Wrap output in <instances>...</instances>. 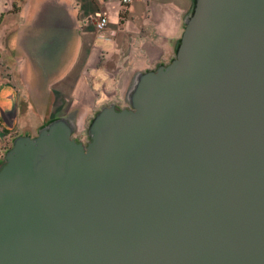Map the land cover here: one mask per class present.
<instances>
[{
  "label": "water",
  "instance_id": "95a60500",
  "mask_svg": "<svg viewBox=\"0 0 264 264\" xmlns=\"http://www.w3.org/2000/svg\"><path fill=\"white\" fill-rule=\"evenodd\" d=\"M175 59L126 108L19 136L0 264H264V0H194Z\"/></svg>",
  "mask_w": 264,
  "mask_h": 264
},
{
  "label": "crops",
  "instance_id": "0c3cea01",
  "mask_svg": "<svg viewBox=\"0 0 264 264\" xmlns=\"http://www.w3.org/2000/svg\"><path fill=\"white\" fill-rule=\"evenodd\" d=\"M193 5L194 0L128 5L123 0H0L2 152L22 130L26 88L31 108L62 107L63 117H75V138L85 137L102 107L126 108L135 75L175 59ZM101 13L108 16V28L98 33Z\"/></svg>",
  "mask_w": 264,
  "mask_h": 264
},
{
  "label": "rangeland",
  "instance_id": "374dc122",
  "mask_svg": "<svg viewBox=\"0 0 264 264\" xmlns=\"http://www.w3.org/2000/svg\"><path fill=\"white\" fill-rule=\"evenodd\" d=\"M29 71L26 70V77L25 78H28L29 77ZM25 88H26V85H25ZM29 89L26 88L25 89V93H24V108H23V124H22V130L21 132H17L18 133V136H26V135H29L31 137H36L38 135V131L41 127H43L44 125L48 124L49 122H51L52 120L54 119H57V118H62L66 111L65 110H62L63 108H58V109H54L53 111L51 110H47L45 108V106L43 105H40L42 106V108H31L30 104V99H29ZM43 98H40V101L42 100ZM38 103H36L37 105ZM42 104V103H41ZM127 107V105H126ZM52 112V113H51ZM51 113V118L52 120L47 122L46 121V117H48V115ZM97 113L94 114V116L96 115ZM93 116V118H94ZM21 134V135H19ZM76 139H79L81 142L85 143L88 141V138L87 136L85 135V137L83 136L82 138H79V137H76ZM13 146V141L10 142L7 146V148L11 149ZM2 148L3 147H0V166L3 164L4 162V157H5V152H2Z\"/></svg>",
  "mask_w": 264,
  "mask_h": 264
},
{
  "label": "built area",
  "instance_id": "2783aa9c",
  "mask_svg": "<svg viewBox=\"0 0 264 264\" xmlns=\"http://www.w3.org/2000/svg\"><path fill=\"white\" fill-rule=\"evenodd\" d=\"M125 5L132 3V0H123ZM98 33H103L108 28V16L105 13L98 14L95 22Z\"/></svg>",
  "mask_w": 264,
  "mask_h": 264
},
{
  "label": "flooded vegetation",
  "instance_id": "af4514ba",
  "mask_svg": "<svg viewBox=\"0 0 264 264\" xmlns=\"http://www.w3.org/2000/svg\"><path fill=\"white\" fill-rule=\"evenodd\" d=\"M78 141H80V140L78 139Z\"/></svg>",
  "mask_w": 264,
  "mask_h": 264
}]
</instances>
